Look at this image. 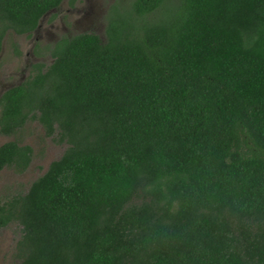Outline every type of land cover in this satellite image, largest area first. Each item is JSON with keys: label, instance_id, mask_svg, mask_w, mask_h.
I'll list each match as a JSON object with an SVG mask.
<instances>
[{"label": "trees", "instance_id": "1", "mask_svg": "<svg viewBox=\"0 0 264 264\" xmlns=\"http://www.w3.org/2000/svg\"><path fill=\"white\" fill-rule=\"evenodd\" d=\"M63 2L0 0V54ZM165 6L61 39L2 97V134L37 120L68 144L0 203L20 264H264V0H178L138 30ZM32 157L5 143L0 171Z\"/></svg>", "mask_w": 264, "mask_h": 264}, {"label": "rangeland", "instance_id": "2", "mask_svg": "<svg viewBox=\"0 0 264 264\" xmlns=\"http://www.w3.org/2000/svg\"><path fill=\"white\" fill-rule=\"evenodd\" d=\"M135 0H64L62 5L45 15L39 27L30 35L8 32L0 54V97L8 89L26 82L34 74L32 66L42 63L50 66L54 61L52 50L65 37L93 33L108 42V28L113 19L128 18ZM178 4V0H165V7L151 16L133 22L140 30L144 23L158 21ZM57 137L46 135L37 120H29L14 136L0 132V147L17 141L33 150L28 169L18 173L6 167L0 172V203L28 193L31 185L48 170L52 162L59 160L68 148L66 143L56 142ZM22 236V226L13 222L0 230V264H20L17 245Z\"/></svg>", "mask_w": 264, "mask_h": 264}, {"label": "flooded vegetation", "instance_id": "3", "mask_svg": "<svg viewBox=\"0 0 264 264\" xmlns=\"http://www.w3.org/2000/svg\"><path fill=\"white\" fill-rule=\"evenodd\" d=\"M39 24H40V23H39ZM38 27H39V26H38ZM35 31H36V30H35ZM33 32H34V31H33ZM33 32H32V33H33ZM32 33H31V34H32ZM26 35H30V34H26ZM56 44H57V43H56ZM52 63H53V62H52ZM36 64H42V63H36ZM36 64H34V65H36ZM34 65H33V66H34ZM33 66H32V68H33ZM32 68H31V69H32ZM22 84H23V83H22ZM22 84H19V85H17V86H14V87H12V88H10V89H13V88L19 87V86H21ZM10 89H8L7 91H9ZM7 91H6V92H7ZM6 92H4L3 95L0 97V101H1L2 97L4 96V94H5ZM30 164H31V163H30ZM4 169H5V168H4ZM4 169H3V170H4ZM27 169H28V168H27ZM27 169H26V170H27ZM26 170H25V171H26ZM1 171H2V170H1ZM1 171H0V172H1Z\"/></svg>", "mask_w": 264, "mask_h": 264}, {"label": "water", "instance_id": "4", "mask_svg": "<svg viewBox=\"0 0 264 264\" xmlns=\"http://www.w3.org/2000/svg\"><path fill=\"white\" fill-rule=\"evenodd\" d=\"M49 13H51V12H49ZM49 13H48V14H49Z\"/></svg>", "mask_w": 264, "mask_h": 264}]
</instances>
